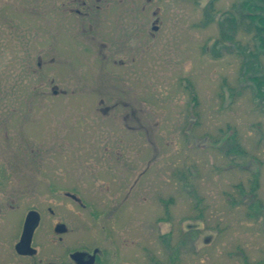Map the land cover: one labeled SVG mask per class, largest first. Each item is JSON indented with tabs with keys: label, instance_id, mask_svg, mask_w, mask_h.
<instances>
[{
	"label": "rangeland",
	"instance_id": "1",
	"mask_svg": "<svg viewBox=\"0 0 264 264\" xmlns=\"http://www.w3.org/2000/svg\"><path fill=\"white\" fill-rule=\"evenodd\" d=\"M254 13L244 0H0V189H57L58 219L119 236L122 264H264Z\"/></svg>",
	"mask_w": 264,
	"mask_h": 264
},
{
	"label": "flooded vegetation",
	"instance_id": "2",
	"mask_svg": "<svg viewBox=\"0 0 264 264\" xmlns=\"http://www.w3.org/2000/svg\"><path fill=\"white\" fill-rule=\"evenodd\" d=\"M228 18L233 21L231 15ZM159 22H153L152 28L158 26L154 31L159 30ZM26 140L29 144L24 152L31 153L33 162L41 152L40 139ZM44 190L0 189V222L19 214L13 232L0 235V264H122L119 236L91 234L78 213L72 212L76 218L68 222L58 219L57 189ZM66 194L80 209L89 207L75 193Z\"/></svg>",
	"mask_w": 264,
	"mask_h": 264
},
{
	"label": "trees",
	"instance_id": "3",
	"mask_svg": "<svg viewBox=\"0 0 264 264\" xmlns=\"http://www.w3.org/2000/svg\"><path fill=\"white\" fill-rule=\"evenodd\" d=\"M244 4L254 13L257 10V13L249 14V17L252 21L256 20L258 23L254 25L256 27L258 36L261 40V46L264 48V0H244ZM259 10V11H258ZM233 21L235 19L233 18ZM253 23V22H252ZM258 89V93H264V77L255 76L253 77ZM237 150V149H236Z\"/></svg>",
	"mask_w": 264,
	"mask_h": 264
},
{
	"label": "water",
	"instance_id": "4",
	"mask_svg": "<svg viewBox=\"0 0 264 264\" xmlns=\"http://www.w3.org/2000/svg\"><path fill=\"white\" fill-rule=\"evenodd\" d=\"M153 28H154V29H158V26H154ZM59 230H61V229H59Z\"/></svg>",
	"mask_w": 264,
	"mask_h": 264
}]
</instances>
